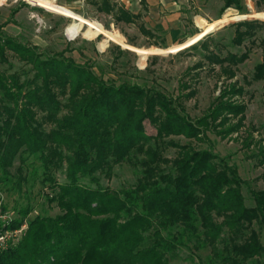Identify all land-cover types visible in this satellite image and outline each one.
<instances>
[{"label": "trees", "instance_id": "16d2710c", "mask_svg": "<svg viewBox=\"0 0 264 264\" xmlns=\"http://www.w3.org/2000/svg\"><path fill=\"white\" fill-rule=\"evenodd\" d=\"M222 1L221 11H241L240 0ZM254 1L264 9V0ZM92 3L116 22L140 19L109 0ZM262 27L240 22L232 42L241 46ZM138 29L155 38L143 23ZM260 45L263 59L253 81L264 80V42ZM201 47L208 51L207 40ZM10 57L24 68L0 70V191L27 183L23 166L34 158L41 162L42 185L49 184L48 204L60 213L27 222L31 209H20V217L5 228L26 229L0 252V264H169L189 246L208 248L218 264H264L259 233L264 232V190H250L247 205L237 167L191 143H202L208 132L225 137L240 130L245 106L231 98L242 95V88L231 84L193 120L184 103L194 90L173 97L126 81L117 84L89 65L46 55L0 33V66H10ZM204 57L213 65L227 63L225 71L246 61L248 52L220 57L209 51ZM229 73L230 79L235 76ZM231 118L237 122L229 124ZM145 121L155 128L154 136L145 133ZM170 148L173 158L165 156ZM259 154L264 165V148ZM123 163L137 169L135 183L120 190L102 185L101 177L111 179ZM53 171H62L64 181L57 182ZM0 207L5 210L1 198Z\"/></svg>", "mask_w": 264, "mask_h": 264}, {"label": "rangeland", "instance_id": "374dc122", "mask_svg": "<svg viewBox=\"0 0 264 264\" xmlns=\"http://www.w3.org/2000/svg\"><path fill=\"white\" fill-rule=\"evenodd\" d=\"M109 1L114 6L139 14L140 19L135 24L116 22L112 15L99 12L92 3L100 0H55L58 5L70 9L84 20L99 24L105 32L115 36L127 47L107 39L92 28L86 36L88 25H84L82 31L72 38L66 33L71 19L25 0L0 1V33L23 44L36 46L46 55H62L78 65H89L92 71L104 80H113L117 84L126 81L145 88L162 90L173 97L194 90L193 97L184 103L187 116L193 120L202 118L220 93L228 90L231 84L242 88V95H234L231 98L236 104L245 106L243 126L240 130L225 137L208 132L202 143H191L197 149L210 148L215 155L237 167L238 174L245 183L242 188L243 196L247 205H251L250 190H264V180L261 178L264 165L260 164L262 156L259 154L260 148H264V80H252L255 66L263 59L260 42H264V9L258 8L254 0H240L241 11L235 8L221 11L224 4L222 0H145L144 5L140 0ZM226 13L233 18L230 22L204 34L193 44L173 49L200 34L201 29L196 24L197 18H202L210 24L222 19ZM243 21H254L263 27L256 31L250 41L237 46L232 42L235 25ZM142 23L154 34V39L149 40L140 33L138 27ZM206 40L208 51L201 47ZM104 41V47L100 49ZM153 43L158 46L152 45ZM149 48L166 52L148 54L141 65L137 50ZM209 51L220 57L227 54L240 56L248 52V58L224 71L227 63L221 66L213 65L204 57ZM9 64L10 66H0V70L13 73L24 68L22 63L11 57ZM231 71L235 76L230 79ZM236 122L237 119L231 118L229 124ZM144 130L147 135L156 134L155 128L148 121L144 122ZM170 139L180 144L188 142L182 137ZM165 156L173 158L175 150L167 149ZM40 163L34 158L28 159L23 166V173L28 178L27 183L22 184L19 190L0 191V198L5 207L4 211L0 207V224L18 219V211L26 207L31 209L26 218L27 222L38 215L54 217L60 213L54 203L48 204L46 197L50 194V189L48 183H41L44 176ZM52 175L57 182L64 181L62 171H53ZM138 175L136 168L123 163L114 168L111 179L101 177L100 180L102 185L120 190L133 185ZM25 229L26 225H23L17 230V235L10 245L19 240ZM259 233L264 245V232ZM169 264L218 263L208 248L196 250L189 246L188 249L180 248L174 257L170 258Z\"/></svg>", "mask_w": 264, "mask_h": 264}, {"label": "bare ground", "instance_id": "6f19581e", "mask_svg": "<svg viewBox=\"0 0 264 264\" xmlns=\"http://www.w3.org/2000/svg\"><path fill=\"white\" fill-rule=\"evenodd\" d=\"M2 1V0H0ZM33 5H38L42 8H44L45 10L52 12V13H57L60 14L66 18H69L72 20L70 26L67 28L66 33L68 36L74 38L76 37L83 29L84 25H88V29L86 30L85 35L88 36L89 35V29L92 28L94 29L98 34H103L107 39L114 41L118 44H121L124 47H127V45L123 44L119 39H117L115 36L108 34L107 32H105L102 27L97 24V23H90L86 20H84L81 16L77 15L76 13H74L73 11H71L70 9L58 5L55 0H25ZM261 16V15H259ZM264 17V16H263ZM233 18H231L229 16L228 13H226L222 19L215 21L213 23L208 24L204 19L202 18H197L196 19V24L198 26V28L201 29L200 34L196 35L194 38L190 39L187 43H185L184 45H180L178 47H174L173 49H179L183 46L186 45H190L193 44L195 41H197L198 39H200L204 34H207L209 32L214 31L215 29L219 28L220 26L230 22ZM106 41H104L101 45H100V49H103L104 44ZM138 55H139V63L141 65L144 64L145 59L147 57L148 54H152V53H163L166 52L164 50L161 49H157V48H149V49H138L137 50Z\"/></svg>", "mask_w": 264, "mask_h": 264}, {"label": "built area", "instance_id": "2783aa9c", "mask_svg": "<svg viewBox=\"0 0 264 264\" xmlns=\"http://www.w3.org/2000/svg\"><path fill=\"white\" fill-rule=\"evenodd\" d=\"M9 220L3 222V230L0 232V252L5 251L9 248L11 242L15 239L14 237L17 235V230H8L5 227L7 226Z\"/></svg>", "mask_w": 264, "mask_h": 264}, {"label": "crops", "instance_id": "0c3cea01", "mask_svg": "<svg viewBox=\"0 0 264 264\" xmlns=\"http://www.w3.org/2000/svg\"><path fill=\"white\" fill-rule=\"evenodd\" d=\"M146 2V1H145Z\"/></svg>", "mask_w": 264, "mask_h": 264}]
</instances>
